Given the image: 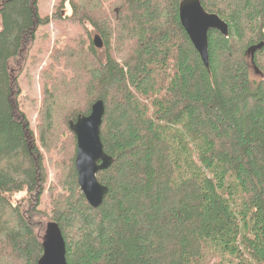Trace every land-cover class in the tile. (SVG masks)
Returning a JSON list of instances; mask_svg holds the SVG:
<instances>
[{
  "label": "trees",
  "instance_id": "16d2710c",
  "mask_svg": "<svg viewBox=\"0 0 264 264\" xmlns=\"http://www.w3.org/2000/svg\"><path fill=\"white\" fill-rule=\"evenodd\" d=\"M181 1L60 0L54 18L68 3L106 58L94 41L55 47L34 124L18 79L51 19L41 0H0V264H37L50 221L68 264H264V46L247 53L264 42V0H202L230 25L209 32V69ZM99 99L114 163L96 208L70 121Z\"/></svg>",
  "mask_w": 264,
  "mask_h": 264
},
{
  "label": "water",
  "instance_id": "95a60500",
  "mask_svg": "<svg viewBox=\"0 0 264 264\" xmlns=\"http://www.w3.org/2000/svg\"><path fill=\"white\" fill-rule=\"evenodd\" d=\"M179 10L182 26L209 69V32L218 30L227 36L230 31L229 23L219 14L208 11L202 0H182ZM95 44L99 48L103 47L104 42L100 35L95 36ZM263 46L264 42H261L248 49L247 53L252 61L255 53ZM255 71L260 72L257 68ZM105 112V102L99 99L92 105L89 114H79L76 120L70 121V128L77 137L75 164L80 190L90 205L96 208L109 193V187L99 181L98 173L109 169L114 163V157L105 152L101 139ZM42 246L43 254L37 264H68L66 241L57 222L50 221L47 224Z\"/></svg>",
  "mask_w": 264,
  "mask_h": 264
},
{
  "label": "rangeland",
  "instance_id": "374dc122",
  "mask_svg": "<svg viewBox=\"0 0 264 264\" xmlns=\"http://www.w3.org/2000/svg\"><path fill=\"white\" fill-rule=\"evenodd\" d=\"M59 1L60 0H41L40 10L43 14H49L48 16L51 20L48 24L40 27L37 40L30 51L26 67L18 79L19 85L22 88L21 91H24L22 97L25 103V109L34 124L38 108L42 101L41 74L51 59L53 49L55 47H64L69 44L77 45L84 43L88 46L97 34V31L89 23L73 24L69 21L70 14L68 12H70V6L68 3H66V11L64 12L66 18L62 17L60 19H55L53 15L59 6ZM95 48L98 55L105 60L106 48ZM254 75L259 77L256 73ZM54 179L55 173L52 170L51 180ZM21 197L22 195L16 196L14 201L17 202ZM44 201L47 202V199L44 198Z\"/></svg>",
  "mask_w": 264,
  "mask_h": 264
},
{
  "label": "bare ground",
  "instance_id": "6f19581e",
  "mask_svg": "<svg viewBox=\"0 0 264 264\" xmlns=\"http://www.w3.org/2000/svg\"><path fill=\"white\" fill-rule=\"evenodd\" d=\"M180 11V10H179ZM218 31V30H217ZM96 35H99V34H96ZM95 35V36H96ZM95 36H94V38H93V41H94V44H95ZM104 42V41H103ZM96 45V44H95ZM97 46V45H96ZM76 165V164H75ZM78 173V172H77Z\"/></svg>",
  "mask_w": 264,
  "mask_h": 264
}]
</instances>
